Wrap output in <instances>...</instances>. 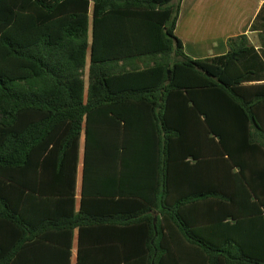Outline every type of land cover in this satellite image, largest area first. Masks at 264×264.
Returning a JSON list of instances; mask_svg holds the SVG:
<instances>
[{
	"label": "trees",
	"instance_id": "1",
	"mask_svg": "<svg viewBox=\"0 0 264 264\" xmlns=\"http://www.w3.org/2000/svg\"><path fill=\"white\" fill-rule=\"evenodd\" d=\"M180 3L0 0L7 264H264V6L194 59Z\"/></svg>",
	"mask_w": 264,
	"mask_h": 264
},
{
	"label": "crops",
	"instance_id": "2",
	"mask_svg": "<svg viewBox=\"0 0 264 264\" xmlns=\"http://www.w3.org/2000/svg\"><path fill=\"white\" fill-rule=\"evenodd\" d=\"M264 6V0H181L176 24V35L182 41L185 53L194 59L225 55L228 39L246 34L258 46L257 33L251 26ZM155 163L148 184L157 186L159 180V151H155ZM141 176L139 184L145 186ZM80 183V182H79ZM80 184H78L79 187ZM80 187L77 198L80 199ZM157 217V213H153ZM77 251L73 252V260ZM7 253L0 255V264H7Z\"/></svg>",
	"mask_w": 264,
	"mask_h": 264
},
{
	"label": "water",
	"instance_id": "3",
	"mask_svg": "<svg viewBox=\"0 0 264 264\" xmlns=\"http://www.w3.org/2000/svg\"><path fill=\"white\" fill-rule=\"evenodd\" d=\"M156 221V220H155Z\"/></svg>",
	"mask_w": 264,
	"mask_h": 264
}]
</instances>
